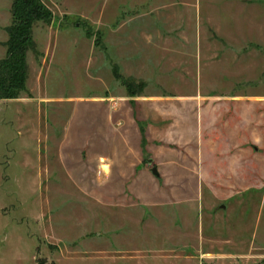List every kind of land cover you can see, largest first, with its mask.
<instances>
[{"label": "rangeland", "instance_id": "1", "mask_svg": "<svg viewBox=\"0 0 264 264\" xmlns=\"http://www.w3.org/2000/svg\"><path fill=\"white\" fill-rule=\"evenodd\" d=\"M44 1L55 14L58 12L59 8L51 0ZM71 1L88 18L65 16L61 23L71 28L60 31L56 39L49 37L50 23H36L33 39L40 55L30 52L27 57L26 94L31 95V88L34 97L53 98L49 100L52 102L45 103L39 115L34 103L0 100V264H218L200 257L199 221L206 212L198 204L200 181L192 172L185 174L186 191L181 203L164 202L167 199L157 194V186L163 183L145 174L130 182L135 181L139 187L138 199L131 195L117 199L106 192L118 184L125 188V184L116 178L105 181L100 162L95 169L91 160L94 152L105 148V141L102 145L104 104L93 101L99 100L106 89L118 88L109 64L102 59V46L107 45L110 55L129 65L130 46L142 42L143 38L130 33L111 34L102 26L98 18L102 0ZM214 1L215 7L210 11L221 28L224 22L242 18L228 14L233 0ZM11 2L0 0V41L7 38L4 27L11 24ZM59 3L64 10L63 1ZM193 3L194 6L199 3L202 15L205 14L206 0ZM259 3L263 5L264 0ZM139 6L136 4L135 9ZM258 9L262 14V9ZM260 18L258 15L256 20L264 21ZM199 40L203 56L207 54L202 61L209 64L211 60L216 61L220 74L224 73L225 80L213 84L217 92L264 96V34H188L186 39L177 34L170 36L173 44ZM116 43L128 50L116 51ZM214 44L219 46L217 51L207 47ZM47 46L50 54L42 82L34 86L32 81ZM4 51L0 46V58ZM157 54V50L152 51L155 57ZM166 54H170L172 63L179 60L176 52ZM114 68L120 75L118 66ZM120 76L118 84L127 92L140 90L141 81ZM209 85L204 84V89H211ZM169 87L164 90H170ZM53 110L59 111L54 125L50 124L56 122L51 116L55 113ZM39 120L42 126L46 123L59 130H48L49 150L56 147L60 132L67 137L55 154L44 149ZM110 138L116 140V131L111 132ZM133 149L140 155L143 153L144 158L150 155L143 143ZM152 149L153 154L162 150L161 147ZM85 156L87 159H83ZM191 162L197 164L195 158ZM184 198L187 199L183 202ZM124 199L134 205L122 204ZM258 200V193H252L250 207L255 210L248 207L245 211H230L221 218L230 229L228 232L224 226L216 234L226 237L233 232L234 239L240 240L235 242V248L248 252L225 264H264V218L259 222ZM154 201L160 204L153 206ZM203 233L206 234V229Z\"/></svg>", "mask_w": 264, "mask_h": 264}, {"label": "crops", "instance_id": "2", "mask_svg": "<svg viewBox=\"0 0 264 264\" xmlns=\"http://www.w3.org/2000/svg\"><path fill=\"white\" fill-rule=\"evenodd\" d=\"M51 1L59 8L55 14L47 5L53 14L47 26L49 37L53 39H56L60 31L71 28L61 23L65 16L88 18V14L81 13L72 6L71 0ZM62 1L65 11L59 3ZM259 1H230L233 5L228 7V12H231L228 14L232 18L237 15L242 18L224 22L223 28L210 11V8L215 7L212 5L214 0H206L208 5L203 15L199 3L194 6L193 2L196 0H102V9H99L98 18L102 22L98 23L101 22L111 34H135L141 36L143 41L130 46L129 65L110 55L107 45L102 46V59L109 64L118 88L115 91L106 89L99 100L93 101L104 104L102 145L105 141V148L103 147L102 152H94L91 156L92 163L96 169L100 162L105 181L116 178L124 182L125 188L118 184L106 190L117 199L126 195L138 199L141 196L139 187L135 181L130 182L139 177L138 175L145 174L163 183L157 186V194L167 199L164 202L181 203L186 191V172L196 175L200 181L197 201L206 212L199 221L200 257L215 260L218 264L231 262L248 253H242L235 248L237 240L234 239L233 232L226 237L216 234V230H222L225 226L221 220L224 213L247 210L251 206V194L258 193L256 210L259 222L264 218V96L217 92L213 84L224 81V73L220 74L216 61L211 60L210 64L202 61L207 54L203 56L200 40L190 44H173L170 36L177 34L186 39L188 34L262 35L264 21L260 22L256 18L260 15L264 19V4L261 5ZM136 4L141 5L139 9H135ZM142 6L144 7L141 8ZM128 8H131L130 12H127ZM258 8L262 9V14ZM7 38L0 41V46L4 49ZM139 39L141 40L140 37ZM207 47L217 51L219 46L214 44ZM115 50L128 48L116 43ZM154 50L158 51L156 57L152 55ZM167 52H176L179 60L172 63ZM49 54L47 46L32 81L34 86L42 82L43 69L47 65ZM114 65L121 70L120 75L136 79V82L141 81L140 90L127 92L123 85L118 84ZM28 78L27 61L26 90ZM173 83L175 85H171ZM204 84H210L211 89H204ZM166 86H170V90L176 88L182 91L172 93L164 90ZM30 92L31 95L23 92L17 98L0 100L7 103H34L40 115L45 103L52 102L49 100L53 98L34 97L31 88ZM53 112L55 113L51 116L56 120L59 111ZM56 123L57 120L50 124ZM39 127L44 149L55 154L56 148L58 150V146L62 147L66 143V135L60 132L56 147L49 150L46 141L51 127L46 123L42 126L40 120ZM51 130L59 131L53 128ZM112 131H116V140L110 138ZM142 143L145 152L150 154L146 158L143 153L140 155L133 149L139 148ZM152 147H161V153L157 151V154H153ZM106 148L109 149L108 152ZM192 158H195L196 165L192 164ZM83 159H87V156ZM169 196H173V199ZM177 196L180 197L176 199ZM122 204L134 205L128 199H124ZM151 204L156 206L160 203L154 201ZM250 208L255 210V207ZM225 227L229 232L230 227Z\"/></svg>", "mask_w": 264, "mask_h": 264}, {"label": "trees", "instance_id": "3", "mask_svg": "<svg viewBox=\"0 0 264 264\" xmlns=\"http://www.w3.org/2000/svg\"><path fill=\"white\" fill-rule=\"evenodd\" d=\"M10 14L5 55L0 59V99L5 100L17 98L27 91V54L40 55L33 39V26L38 22L48 24L53 18L44 0H12ZM114 75L121 79L115 68Z\"/></svg>", "mask_w": 264, "mask_h": 264}]
</instances>
